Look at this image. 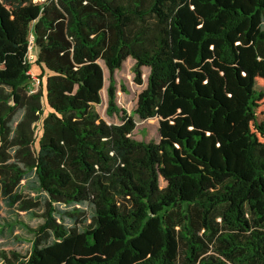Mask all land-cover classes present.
<instances>
[{
    "label": "trees",
    "instance_id": "obj_1",
    "mask_svg": "<svg viewBox=\"0 0 264 264\" xmlns=\"http://www.w3.org/2000/svg\"><path fill=\"white\" fill-rule=\"evenodd\" d=\"M128 58L137 84L150 69L135 113L158 142L95 109L100 61L113 74ZM27 171L94 215L80 230L75 207L68 228L50 206L9 264H264V0H0V198L32 211Z\"/></svg>",
    "mask_w": 264,
    "mask_h": 264
},
{
    "label": "rangeland",
    "instance_id": "obj_2",
    "mask_svg": "<svg viewBox=\"0 0 264 264\" xmlns=\"http://www.w3.org/2000/svg\"><path fill=\"white\" fill-rule=\"evenodd\" d=\"M30 62H34L33 53L29 55ZM100 64L104 69V88L101 91V103L95 105V109L99 116L110 124H120L123 112L132 116L137 123L133 132V137L140 141H159L158 120L149 119L143 120L135 110L138 106V97L140 93L147 87L148 75L150 69L148 67L142 68V84L135 82L134 66L136 61L128 58L120 69L111 74L105 63L101 60ZM33 78L37 79L42 75L41 67L33 63L31 71ZM111 80H114V87L116 93L117 111L109 112V87ZM5 91H10L8 87ZM124 110V111H123ZM24 117V110H19L13 117L10 123L12 135H14L18 124ZM161 185H165L161 180ZM18 192L23 194L26 199H33L38 202L39 206L32 211H23L19 204L10 207L4 198L1 196L0 206V264H9L2 256L5 253L7 258L13 261V253L19 254L21 258L27 257L33 247V242L40 227L46 221V212L50 206L55 209V218L58 223L64 224L66 227H74L76 222L69 218L65 213L73 208H80L85 211L86 220L79 224V229L84 230L91 222L94 212L88 204L79 205H63L51 203L48 195L42 191L39 185L38 177L35 171H27L25 178L21 181ZM54 238H51L53 241ZM183 250V249H182ZM183 255V252H182Z\"/></svg>",
    "mask_w": 264,
    "mask_h": 264
},
{
    "label": "built area",
    "instance_id": "obj_3",
    "mask_svg": "<svg viewBox=\"0 0 264 264\" xmlns=\"http://www.w3.org/2000/svg\"><path fill=\"white\" fill-rule=\"evenodd\" d=\"M32 49H33V45L31 44L30 47H29V50H30V54H32ZM29 54V55H30ZM29 59V58H28ZM30 61V60H29ZM39 82V80H37Z\"/></svg>",
    "mask_w": 264,
    "mask_h": 264
}]
</instances>
